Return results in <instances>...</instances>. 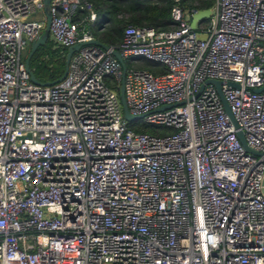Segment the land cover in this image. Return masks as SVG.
<instances>
[{
	"label": "built area",
	"instance_id": "1",
	"mask_svg": "<svg viewBox=\"0 0 264 264\" xmlns=\"http://www.w3.org/2000/svg\"><path fill=\"white\" fill-rule=\"evenodd\" d=\"M208 7L192 27L175 0L169 26L128 22L103 47L92 0H48V36L80 43L44 84L21 53L43 1L0 0V264H264V0ZM121 77L165 131L128 125Z\"/></svg>",
	"mask_w": 264,
	"mask_h": 264
},
{
	"label": "trees",
	"instance_id": "2",
	"mask_svg": "<svg viewBox=\"0 0 264 264\" xmlns=\"http://www.w3.org/2000/svg\"><path fill=\"white\" fill-rule=\"evenodd\" d=\"M92 1L96 10V19L89 28L94 37L104 43H116L120 38L122 26L128 22L136 24L150 23L159 27L169 26L171 24L169 8L175 0ZM178 1L184 8L191 6L197 8L208 7L213 2V0H202L201 4H194L190 0ZM66 50V46L53 42L49 36L43 43L38 44L28 60L29 67L37 79L47 81L57 78L63 71ZM139 66L154 72L163 70V67L151 59L142 60ZM128 125L134 129L155 132H162L167 129L142 121L140 118L128 121Z\"/></svg>",
	"mask_w": 264,
	"mask_h": 264
},
{
	"label": "water",
	"instance_id": "3",
	"mask_svg": "<svg viewBox=\"0 0 264 264\" xmlns=\"http://www.w3.org/2000/svg\"><path fill=\"white\" fill-rule=\"evenodd\" d=\"M43 1V12H44V17H45V24L42 28V31L40 32V34L35 37L34 39H32L29 43V48H28V51L24 57V64L27 68V70L29 71V76H30V79L36 83H44V84H50L52 82H55L57 80H59L60 78H62L66 72V69H67V63H68V59L70 57V54L73 50H75L79 43L80 42H76V43H73L71 45H69L67 47V50H66V53H65V58H64V67H63V71L62 73L55 79L53 80H47V81H40L39 79H37V77L34 75L33 71L31 70V68L29 67V64H28V60H29V56L31 55L32 51L34 50V48L40 44V43H43L47 37H48V29H49V19H50V14H49V11H48V0H42ZM210 12V8L209 7H199L196 9V11H194L193 13L190 14V19H189V23L192 27L195 26L196 22L201 19V18H204L206 17ZM90 41L92 42H95V43H98L100 45H102L103 47H106L108 46L106 43H104L103 41L99 40L98 38L96 37H93L90 39ZM263 46H264V42H263ZM112 53L120 60L121 64H122V71H124V63H123V60H122V57L120 55V53L118 52V50L116 48H112ZM206 81H211L213 82L214 84H216V87L218 89V92H219V95H220V98H221V101L223 103V107L225 109V112L227 113V115L229 116V118L231 119L233 125L235 127H237V123L233 117V115L231 114V111L229 110V107H228V104L223 96V94L221 93L220 89H219V81L218 79L216 78H207ZM229 83L231 84H237L236 82L234 81H231L229 80L228 81ZM256 90H264V81L261 85L255 87ZM117 94H118V98H119V102H120V107H121V111H122V115L123 117L127 120V121H133L134 119L136 118H139L141 116V114H137V113H131L129 110H128V107L126 105V101H125V98H124V94H123V79L121 77L120 79V82L118 84V89H117ZM163 106H166L163 105ZM236 134L237 136L239 137L240 141L242 142L243 146L247 149V150H250L254 153H257L259 154L260 151L259 150H256V149H253V148H250L247 144H246V141L243 137V134H242V130L239 129V128H236ZM264 181V171H263V174H262V182Z\"/></svg>",
	"mask_w": 264,
	"mask_h": 264
},
{
	"label": "rangeland",
	"instance_id": "4",
	"mask_svg": "<svg viewBox=\"0 0 264 264\" xmlns=\"http://www.w3.org/2000/svg\"><path fill=\"white\" fill-rule=\"evenodd\" d=\"M192 3L194 4H201L202 3V0H190ZM203 32L201 31H198V36H203ZM28 48H29V44H26L25 47L23 48L22 50V55L24 56L25 53L28 51ZM138 118L134 119V120H137Z\"/></svg>",
	"mask_w": 264,
	"mask_h": 264
},
{
	"label": "crops",
	"instance_id": "5",
	"mask_svg": "<svg viewBox=\"0 0 264 264\" xmlns=\"http://www.w3.org/2000/svg\"><path fill=\"white\" fill-rule=\"evenodd\" d=\"M186 16L188 17V19H190V14L189 13H187ZM196 24H197V22H196Z\"/></svg>",
	"mask_w": 264,
	"mask_h": 264
},
{
	"label": "clouds",
	"instance_id": "6",
	"mask_svg": "<svg viewBox=\"0 0 264 264\" xmlns=\"http://www.w3.org/2000/svg\"><path fill=\"white\" fill-rule=\"evenodd\" d=\"M25 55H26V53H25Z\"/></svg>",
	"mask_w": 264,
	"mask_h": 264
}]
</instances>
